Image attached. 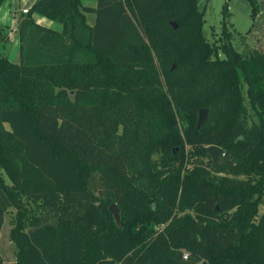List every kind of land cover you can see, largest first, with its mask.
Segmentation results:
<instances>
[{"label":"trees","instance_id":"obj_1","mask_svg":"<svg viewBox=\"0 0 264 264\" xmlns=\"http://www.w3.org/2000/svg\"><path fill=\"white\" fill-rule=\"evenodd\" d=\"M247 1L251 34L264 0ZM200 2L37 0L21 14L20 64L0 52V236L23 200L57 223L18 224L19 264H264V50L210 43ZM213 145L219 161L203 162Z\"/></svg>","mask_w":264,"mask_h":264},{"label":"rangeland","instance_id":"obj_2","mask_svg":"<svg viewBox=\"0 0 264 264\" xmlns=\"http://www.w3.org/2000/svg\"><path fill=\"white\" fill-rule=\"evenodd\" d=\"M84 1L83 5L88 8L95 9L97 7V0ZM226 4L229 7V17L227 19L228 31L224 36L222 22L223 8ZM200 7L205 10L204 34L210 43L223 46L228 44V36L232 35V46L244 55L254 49L264 50V24H262L263 30H260L261 27L258 26V28H255V32L248 34L253 24V18L251 15V7L247 0H201ZM26 9H21V11L23 12ZM86 19L87 23L93 26L96 16L94 13L88 12L86 13ZM43 26L56 32H62V25L57 22L47 20ZM1 31L4 38L3 42L0 43V45L2 44V49L0 46L1 54L5 57L8 56L12 63L20 64V51L16 45L19 39L18 30H4L1 26ZM220 56L221 58H225V54L222 52H220ZM180 128H182L181 125ZM186 149L190 151L192 146L186 144ZM209 159L211 158L203 157V162H208ZM229 176L235 177L232 174H229ZM239 177L242 179L245 178L244 175ZM259 179L260 174L256 176V180ZM117 209L119 210L118 206ZM263 211L264 206L261 207V212L263 213ZM22 222L25 224V230L29 231L32 228H37L39 225H55L57 219L53 214L49 215L40 203L38 204L28 200H23L20 209L11 208L6 214L0 236V254L4 259V264H19L20 262L19 248L13 239V232L18 224H22Z\"/></svg>","mask_w":264,"mask_h":264},{"label":"crops","instance_id":"obj_3","mask_svg":"<svg viewBox=\"0 0 264 264\" xmlns=\"http://www.w3.org/2000/svg\"><path fill=\"white\" fill-rule=\"evenodd\" d=\"M36 1L37 0H8L5 3H3L0 6V24L2 28L4 30L10 29L11 31L15 29L18 30L19 32V20L21 14H23L21 9L24 8L30 9L35 4ZM84 2L85 1L82 0L83 4ZM17 14H19V16H17ZM35 20L38 24H41L43 26L44 22L47 21L48 19L37 15L35 16ZM16 45L20 49V39H18V43ZM0 46L2 49V44Z\"/></svg>","mask_w":264,"mask_h":264},{"label":"water","instance_id":"obj_4","mask_svg":"<svg viewBox=\"0 0 264 264\" xmlns=\"http://www.w3.org/2000/svg\"><path fill=\"white\" fill-rule=\"evenodd\" d=\"M171 25L173 26L174 29L178 28V25L175 22H172ZM208 115H209V110L208 109H202V110L199 111V120H198L197 128H201L205 124V122H206V120L208 118ZM207 151H208V154H209V156H210V158H211V160L213 161L214 164H216L219 161V159H220V157H221V155L223 153L222 148H220L218 146H215V145L210 146L207 149ZM110 212L112 214H114L116 221L118 223H120V212L117 209V205L113 204L110 207ZM200 264H208V263L205 261V262H202Z\"/></svg>","mask_w":264,"mask_h":264},{"label":"built area","instance_id":"obj_5","mask_svg":"<svg viewBox=\"0 0 264 264\" xmlns=\"http://www.w3.org/2000/svg\"><path fill=\"white\" fill-rule=\"evenodd\" d=\"M23 13L27 14L28 13V9L24 10ZM185 259H187V256L185 257Z\"/></svg>","mask_w":264,"mask_h":264}]
</instances>
